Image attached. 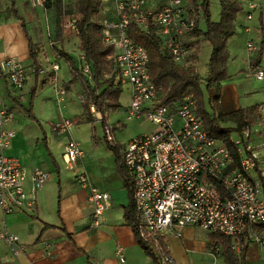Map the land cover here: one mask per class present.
<instances>
[{"label": "built area", "instance_id": "obj_1", "mask_svg": "<svg viewBox=\"0 0 264 264\" xmlns=\"http://www.w3.org/2000/svg\"><path fill=\"white\" fill-rule=\"evenodd\" d=\"M46 0H34L43 5ZM101 40L112 47L117 65L116 82L127 84L130 101L123 109L120 121L148 120L153 128L131 136L120 146L121 158L130 177L138 235L150 249L166 247L159 264H177L168 250L167 237L179 236L183 227L192 225L205 231L226 236L243 235L247 240L257 237L255 226L264 221V155H256L253 138H260L264 146V101L260 117L246 126L236 138L235 159L226 144L207 133L192 94L180 101L163 102L162 90L150 78L148 52L129 35L128 28L156 27L162 52L176 64L184 63L190 54V43L196 40L193 29L197 18L186 0H101ZM244 7L245 18H254L258 0H238ZM264 1V0H263ZM76 17L67 18L65 25L73 27ZM247 26L246 30L249 31ZM74 32H78L74 29ZM260 45L264 49V26L260 28ZM246 49L252 52L256 43L250 39ZM83 57V54H82ZM84 59V58H83ZM84 64H89L84 60ZM250 75L264 81V63L250 65ZM3 73L14 89H21L26 68L19 59H8ZM13 112L0 106V210H28L35 205V191L49 179V172L39 164L26 171L23 163L6 153L16 131L7 126ZM75 125L64 118L53 129L66 132ZM115 125L106 122L104 139L116 143ZM255 131V132H254ZM84 151L79 142L69 136L64 145L66 167L75 172L79 187L89 186L88 177L78 171V160ZM29 176L31 187L25 190ZM94 207L95 220L106 208L110 195L90 187L87 197ZM0 240L11 245L14 254L23 250L17 235L0 230ZM233 248H237L233 246ZM116 253L123 260L122 247Z\"/></svg>", "mask_w": 264, "mask_h": 264}, {"label": "crops", "instance_id": "obj_2", "mask_svg": "<svg viewBox=\"0 0 264 264\" xmlns=\"http://www.w3.org/2000/svg\"><path fill=\"white\" fill-rule=\"evenodd\" d=\"M25 1L0 0V106L13 112V120L7 126L16 131L6 153L18 158L28 173L33 165L39 164L50 176L43 186L36 189L32 209L14 210L7 214L0 210V230L7 229L17 235L23 248L14 254L11 245L0 240V264H153L151 257L137 243L131 225L124 218V208L129 197L123 179L117 172L115 156L107 148L104 133L103 138L98 134L100 113L92 115L93 120L84 114L81 105L82 87L79 81L70 82V69L53 50V46H56L74 56L79 38L72 27L65 25L68 20L66 18L61 39L51 40L56 31L53 18L42 22V10L46 8L40 5L37 17L26 19L23 7ZM12 2L23 21L27 20L24 26L21 19L9 13ZM258 2L260 6L252 20L248 21L244 12L238 15L237 29L227 42V66L233 64L234 69L240 67V70L229 73L228 78L221 82L218 102L224 113L254 105L261 106L264 101V81L255 80L248 72L250 65L264 63V49L260 45V28L264 26V1ZM61 9L63 14L73 11L71 5L64 4L63 0ZM73 16L77 18V12ZM218 18L219 13L217 19L212 20ZM198 25L204 29V20L201 19ZM247 26L250 27L249 31L246 30ZM27 34L36 44L37 71L29 56ZM250 39L256 43V49L252 52L246 49ZM203 41L199 40V47ZM198 57L199 53L195 67ZM11 58L19 59L26 68V78L21 89H14L3 73L5 62ZM49 75L56 76V84L63 87L61 92H55ZM214 93L212 88L210 94ZM60 96L63 101L56 100ZM24 108L30 109L35 119L29 117ZM121 109L110 112L106 119V122L115 125L114 137L119 145L143 131L131 132V126L147 123L152 128L151 123L144 119L125 123L120 121L123 114ZM18 113H22L21 116ZM64 118L73 119L75 125L66 132L54 130L53 125ZM122 128L124 132L120 131ZM237 134L232 132L231 138H236ZM69 136L75 138L84 151L77 165L78 171L88 177L87 187H79L75 182V172L66 167L63 152ZM256 140L261 139L255 137L251 140L253 152L258 156L264 155V152L259 154L254 151L255 143L252 141ZM24 187L29 192V176L26 177ZM90 187L110 195L106 208L98 217V224L94 226V207L87 199ZM197 230L202 232V238L195 236ZM257 234L256 238L248 240L245 264H264V230ZM209 243L211 241L207 239V232L192 225L183 227L179 236L167 237L168 250L177 264H193L194 260L211 264ZM117 246L122 247L123 260L116 253ZM190 251L202 256L190 259Z\"/></svg>", "mask_w": 264, "mask_h": 264}, {"label": "trees", "instance_id": "obj_3", "mask_svg": "<svg viewBox=\"0 0 264 264\" xmlns=\"http://www.w3.org/2000/svg\"><path fill=\"white\" fill-rule=\"evenodd\" d=\"M190 10L197 18V23L193 29L196 40L191 42L190 54L187 60L182 64L174 63L171 58L162 52L160 37L156 27L150 24L146 29H140L136 26L128 28L130 37L139 45H142L148 52V71L151 80L161 87L163 102H177L185 96L192 94L199 115L201 116L204 127L209 136L223 141L232 153L235 159L238 158L236 147L231 141L232 132H241L246 126L254 124L260 117V106L254 105L247 108L224 113L219 106V91L221 82L228 78L227 63L229 59V50L227 48L228 40L233 36L237 29V19L244 7L238 0H216L219 6L218 20H212L210 13L209 0H186ZM14 8V2L11 5ZM76 11L80 14V19L76 20L75 25L78 30L80 49L83 52L84 60L91 67V78L88 79L85 73L79 68L75 58L68 52L53 46L57 57L61 58L70 69L72 78L70 82L79 81L83 93L81 105L84 114L89 120H93L90 113V106H95L102 115V126L106 124L107 115L110 112L118 110L121 105L119 95L121 92V83H114L118 74L117 65L112 57V47L106 45L101 40V0H77ZM202 10V12H201ZM13 15L23 18L16 9H13ZM200 17L204 20L205 27H199ZM29 56L35 69H38L37 54L34 50L36 44L28 36ZM207 41L211 46V53L207 62L208 71L204 76L206 88H213L215 93L210 94L208 103L210 109L206 108L201 81L203 80L199 73L194 72L197 55L199 53V40ZM102 89L101 92L99 90ZM34 94V89L32 95ZM29 117L35 116L30 109H25ZM231 123V125H230ZM226 124V125H224ZM107 144V148L115 156L117 172L123 179L124 187L127 190L129 202L124 208V218L131 225L136 241L145 253L151 257L153 264H159V257L166 252V247L161 245V249L153 250L148 248L138 235L137 220L135 217L132 186L130 177L124 167L120 145L118 143ZM45 226H50L45 224ZM257 232L264 230V221L257 224L254 228ZM207 232V239L211 242H219L222 249V256L225 264H245L248 240L245 236H226L220 232ZM239 245L240 249L236 252L233 246Z\"/></svg>", "mask_w": 264, "mask_h": 264}, {"label": "rangeland", "instance_id": "obj_4", "mask_svg": "<svg viewBox=\"0 0 264 264\" xmlns=\"http://www.w3.org/2000/svg\"><path fill=\"white\" fill-rule=\"evenodd\" d=\"M76 1L77 0H63V3L64 4L71 5L73 11L70 14L69 13H64L63 14V11L61 9L62 0H46L45 3L42 5L46 9L45 10H42L41 21L42 22H45L47 19L53 18V22H54L55 27H56L55 34L54 35L52 34L51 40H53V41H59L61 39V36L60 35L63 33L64 20L66 18H72V17H74L73 16L74 13L77 12L76 9H75L76 8ZM209 2H210L211 17H212V19H217L218 13H219V6H218L216 0H209ZM23 4H24L23 7L25 8L26 19L27 18L30 19V17H32V16L36 18L37 15H38L37 8L40 7V5L35 4L34 0H26ZM13 9H16V8L15 7L14 8L11 7L9 13L11 12V14H13ZM201 12H202V10H201ZM80 17H81L80 14L77 12V18H74L75 21L73 22L74 29H76V30H77V28H76L75 22H76V20L80 19ZM201 18L202 17H200L199 22L201 21ZM26 19H24L25 24L27 23V20ZM38 20L39 19L36 20L37 21V24L39 22ZM75 34L78 36V32H75ZM41 36L44 39V36H43L42 32H41ZM210 53H211V46H210V44L208 42H206V41H203L202 42V45L200 47V52H199V57H198L197 65L194 68V72L195 73L196 72L199 73L200 77L203 79L201 81V87H202V90H203L204 99L206 101V108L208 110H211L210 109V105L208 103V98L210 96V92H209V90L205 86L204 76L203 75H206V72L208 70L207 62H208ZM82 54H83V52L80 49V42H79L77 44V48L73 52V55H74L73 57L77 61V64H78L79 68H81L82 71L85 73L86 77L88 79H90L91 78V67L89 65V67L87 66V68H86V65L84 64V59L82 57ZM236 65H239V63L236 64ZM239 68L240 67H236V69H234L233 64H231L228 67V69H227V73L228 74L229 73L231 74L232 72H235L236 70H240ZM61 78H62V74L60 73V79ZM231 78H233V76ZM51 79L53 80L52 81V84H54V90H55V92H57V90L59 92H61V90H62L63 87L62 86H59L58 84H56V76L55 75H49V80L51 81ZM114 83H116V78L114 79ZM102 89L103 88H101L99 90V92H101ZM59 99L63 101V98L61 96L59 98L58 97L56 98L57 101ZM129 101H130V91H129V87L125 83L124 84H121V92H120V95H119V102H120V105H121L122 109H123V107H126L128 105ZM17 103L19 104V102H17ZM121 110H120V112H121ZM98 112L99 111H98V109L95 106H93V105L90 106L91 116L92 115L93 116L99 115ZM21 114L22 113H18V115H20V116H21ZM100 116L101 117L99 119V124H98L99 125V127H98V134H100V136H102V138H103V130H102V126H101V121H102V115H101V113H100ZM122 116H123V114H122ZM224 125H226V124H224ZM152 128H153V125H152ZM152 128L147 123H141V124H135L134 126H131L130 127V129H131L130 131L132 132V131H139V130L142 131L143 130L142 132H145V131L150 130ZM120 131L121 132H124L125 130H123V128H122ZM239 133L240 132H238V134ZM231 136H232V134H231ZM252 142L255 143V145H254V151H256L259 154L264 152V147L261 146V140H256V141H252ZM195 236L202 238V232L200 230H197L196 233H195ZM236 247L237 248L236 249L234 248V250L236 252H238L239 249H240V246L239 245H236ZM209 250H210L211 256H212V258H211V264H225L224 263V260H223V256H222V249H221V246H220L219 242L214 241V242L209 243ZM200 256H202V254H200V253H194V252H191V251L189 252L190 259H194L195 257H200ZM193 264H205V263L204 262L199 263V262H196L194 260Z\"/></svg>", "mask_w": 264, "mask_h": 264}]
</instances>
